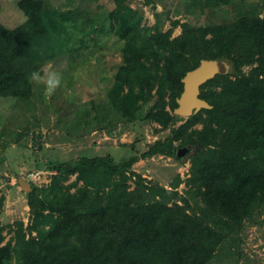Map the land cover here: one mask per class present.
Masks as SVG:
<instances>
[{
	"label": "trees",
	"instance_id": "obj_1",
	"mask_svg": "<svg viewBox=\"0 0 264 264\" xmlns=\"http://www.w3.org/2000/svg\"><path fill=\"white\" fill-rule=\"evenodd\" d=\"M113 1L110 28L122 40L120 62L104 99L89 101L88 129L110 134L118 122L152 123L166 132L142 150L122 142L130 152L118 159L109 153L44 159L50 179L28 181L26 222L8 225L3 242L0 233V264H213L220 249L233 255L253 211L264 221V0H202L204 12L228 5L233 14L220 22L173 18L165 29L161 10L144 24L129 0ZM16 6L24 19L0 28V100L25 101L29 110L32 71L66 60L96 28L84 3L59 9L54 22L43 19V11L55 10L49 0ZM175 25L179 32L171 36ZM201 58L225 67L199 85L210 107L177 115L180 78ZM23 131L8 128L5 136L17 140ZM180 146L189 147L188 173L176 172L168 187L132 167L153 154L179 161ZM1 201L0 195V209Z\"/></svg>",
	"mask_w": 264,
	"mask_h": 264
},
{
	"label": "rangeland",
	"instance_id": "obj_2",
	"mask_svg": "<svg viewBox=\"0 0 264 264\" xmlns=\"http://www.w3.org/2000/svg\"><path fill=\"white\" fill-rule=\"evenodd\" d=\"M17 0H0V28L8 29L24 19L22 11L16 6ZM55 10L43 11L45 21L54 22L58 19L59 9L75 4L88 5L89 19L92 27L96 28L85 36L82 44L74 47V51L67 55L66 60L48 62L62 73V83L50 97H45L44 86L35 82V95L32 97L33 106L26 110L25 101H19L17 106H10L0 100V195L2 196L0 209V225L6 239L15 219L26 222L28 211L25 203V194L17 183L18 177H23L26 169H39L42 176L35 185L45 184L49 181L52 171L43 167L44 159H68L83 154L103 155L111 154L114 159L129 154V148L121 146L127 142L137 150H142L156 137H161L166 129L154 130L152 123L126 124L118 122L111 129L110 134L103 129L94 127L88 129L90 100L101 101L105 97L106 88L112 81V76L120 62L119 39L110 28L113 21V0H49ZM129 0V5L136 12L142 13L141 23L151 24L155 12L162 11V29L170 27L173 18L179 21L188 20L191 15L200 16V21L214 22L229 20L233 11L229 6L217 7L214 10L202 7V0ZM188 1V0H187ZM244 2H258L260 0H243ZM264 14V8L259 10ZM99 26V28H97ZM99 29V30H98ZM4 31V30H3ZM179 26L171 29L170 35H176ZM71 61V65L70 64ZM42 67V68H43ZM224 64L220 63L219 70ZM245 69V67H244ZM25 108V109H24ZM11 112V113H10ZM35 114V119L31 114ZM10 113V114H9ZM34 119V120H33ZM179 122V120L177 121ZM26 125L25 131L22 126ZM198 126V124H196ZM23 131L17 140L5 136L7 129ZM7 139V140H6ZM9 140V141H8ZM187 152L181 154V160L170 156L153 154L141 158L132 164L135 171L146 179H154L168 187L173 175L178 172L181 178L187 176ZM29 181L26 177H23ZM72 178V176H70ZM176 188L183 193L185 186L180 182ZM252 212L255 221L246 219L244 227L238 232L235 240L236 247L233 255L226 256L218 250L213 264H264V221L262 214ZM9 264H12L11 262Z\"/></svg>",
	"mask_w": 264,
	"mask_h": 264
},
{
	"label": "water",
	"instance_id": "obj_3",
	"mask_svg": "<svg viewBox=\"0 0 264 264\" xmlns=\"http://www.w3.org/2000/svg\"><path fill=\"white\" fill-rule=\"evenodd\" d=\"M220 63L222 62L212 58H201L196 66L184 72L180 78L182 88L175 98L176 105L172 108L173 113L187 116L192 111L210 107L209 103L198 96L199 85L207 78L220 71ZM188 151V146L178 147L176 149L177 158L180 159L179 156ZM17 183L23 191H28L31 188L29 182L23 177H18Z\"/></svg>",
	"mask_w": 264,
	"mask_h": 264
},
{
	"label": "clouds",
	"instance_id": "obj_4",
	"mask_svg": "<svg viewBox=\"0 0 264 264\" xmlns=\"http://www.w3.org/2000/svg\"><path fill=\"white\" fill-rule=\"evenodd\" d=\"M62 79V73L51 66L34 70L30 74L31 81L37 85L44 86V95L46 98L50 97L61 86Z\"/></svg>",
	"mask_w": 264,
	"mask_h": 264
},
{
	"label": "built area",
	"instance_id": "obj_5",
	"mask_svg": "<svg viewBox=\"0 0 264 264\" xmlns=\"http://www.w3.org/2000/svg\"><path fill=\"white\" fill-rule=\"evenodd\" d=\"M41 172L39 169H26L23 171V177H26L29 181L37 182L42 176Z\"/></svg>",
	"mask_w": 264,
	"mask_h": 264
},
{
	"label": "crops",
	"instance_id": "obj_6",
	"mask_svg": "<svg viewBox=\"0 0 264 264\" xmlns=\"http://www.w3.org/2000/svg\"><path fill=\"white\" fill-rule=\"evenodd\" d=\"M1 234H3V233H1ZM5 239H4V236H3V239H2V241L1 242H3Z\"/></svg>",
	"mask_w": 264,
	"mask_h": 264
},
{
	"label": "flooded vegetation",
	"instance_id": "obj_7",
	"mask_svg": "<svg viewBox=\"0 0 264 264\" xmlns=\"http://www.w3.org/2000/svg\"><path fill=\"white\" fill-rule=\"evenodd\" d=\"M186 153V152H185Z\"/></svg>",
	"mask_w": 264,
	"mask_h": 264
}]
</instances>
